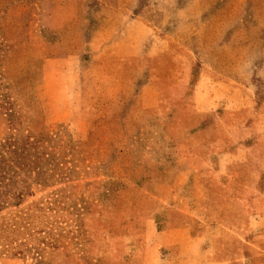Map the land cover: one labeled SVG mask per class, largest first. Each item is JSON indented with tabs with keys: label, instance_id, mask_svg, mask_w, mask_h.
<instances>
[{
	"label": "rangeland",
	"instance_id": "374dc122",
	"mask_svg": "<svg viewBox=\"0 0 264 264\" xmlns=\"http://www.w3.org/2000/svg\"><path fill=\"white\" fill-rule=\"evenodd\" d=\"M22 148L0 264H140L148 224L218 227L233 259L264 216V0H0Z\"/></svg>",
	"mask_w": 264,
	"mask_h": 264
},
{
	"label": "crops",
	"instance_id": "0c3cea01",
	"mask_svg": "<svg viewBox=\"0 0 264 264\" xmlns=\"http://www.w3.org/2000/svg\"><path fill=\"white\" fill-rule=\"evenodd\" d=\"M123 53L136 55L137 46H129ZM251 221L257 230L233 259L221 252L218 227L205 226L195 233L188 225L157 228L154 224H148L142 233L134 257L140 264H264V216Z\"/></svg>",
	"mask_w": 264,
	"mask_h": 264
},
{
	"label": "trees",
	"instance_id": "16d2710c",
	"mask_svg": "<svg viewBox=\"0 0 264 264\" xmlns=\"http://www.w3.org/2000/svg\"><path fill=\"white\" fill-rule=\"evenodd\" d=\"M28 143L26 142V145ZM7 156H3L0 152V253L10 252L12 254L18 253L16 246L12 245L14 242L10 235L16 230L14 223L11 221L10 211H2L7 205H10L11 198H19L21 192L13 193L11 190V184L15 181V173L21 170L25 166L24 160H28L24 154V148L19 151L9 150ZM17 202V201H16ZM13 203L16 205L17 203ZM20 212V210H18ZM26 212L24 211L23 214ZM26 217L22 215L20 219ZM11 222V223H10ZM52 246V245H51Z\"/></svg>",
	"mask_w": 264,
	"mask_h": 264
}]
</instances>
